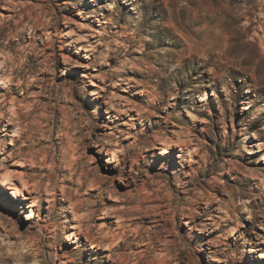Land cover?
I'll list each match as a JSON object with an SVG mask.
<instances>
[{"label":"rangeland","instance_id":"obj_1","mask_svg":"<svg viewBox=\"0 0 264 264\" xmlns=\"http://www.w3.org/2000/svg\"><path fill=\"white\" fill-rule=\"evenodd\" d=\"M256 143L264 0H0V264H264Z\"/></svg>","mask_w":264,"mask_h":264},{"label":"bare ground","instance_id":"obj_2","mask_svg":"<svg viewBox=\"0 0 264 264\" xmlns=\"http://www.w3.org/2000/svg\"><path fill=\"white\" fill-rule=\"evenodd\" d=\"M168 26L170 27H176L175 26V23L171 20L170 23H168ZM184 34V33H182ZM184 36L187 38V36L184 34ZM101 134V133H100ZM161 141V140H160ZM166 141V140H164ZM168 142V141H167ZM180 143V142H179ZM184 143V142H183ZM159 144H161V142H159ZM169 144V143H167ZM262 145L261 143H256V146L259 147V148H262ZM173 146L177 147V146H180V148L182 149L185 145L184 144H178V143H175L173 144ZM264 146V145H263ZM104 147V146H103ZM155 147V146H154ZM186 148V147H185ZM165 149V148H164ZM163 149V151L161 152L162 155H164L166 152L165 150ZM18 180V184H15L14 183H11L12 180ZM11 183V185L9 183ZM29 184V181L25 178V175L19 173V172H14L12 169H6L5 171H3L0 175V186L4 188V190L9 194V196H11L12 199H15V200H20V199H27L29 197H27L24 193V189H27V186ZM30 185V184H29ZM64 188V187H63ZM77 189V188H76ZM28 190V189H27ZM62 191L64 192V189H62ZM30 192V191H29ZM77 193V192H76ZM79 202V201H78ZM72 203V202H71ZM22 206V205H21ZM31 206V205H29ZM73 211L74 210H77V205L74 204L73 206ZM32 214H29L28 216H30ZM26 219H28V217H26ZM82 222L80 220L77 221V225H76V229L77 231H74L71 233V235H68L67 240L68 242L72 241V242H75L78 240L79 238V234L83 233L82 232ZM87 229V228H86ZM84 231V230H83ZM84 234V233H83ZM262 242V241H261ZM97 245V244H96ZM96 245L94 244H91L90 247L92 249H94L96 247ZM77 246H74L73 248H76ZM254 249V248H253ZM258 250H260L258 248ZM251 251V250H250ZM67 257V256H66ZM260 257H262V255L260 254ZM71 261V259L69 258V260L65 261L64 263H69Z\"/></svg>","mask_w":264,"mask_h":264}]
</instances>
